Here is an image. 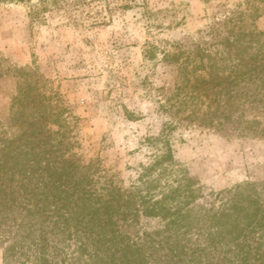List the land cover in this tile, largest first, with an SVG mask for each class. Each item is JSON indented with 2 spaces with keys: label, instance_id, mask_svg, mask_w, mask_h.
I'll return each mask as SVG.
<instances>
[{
  "label": "trees",
  "instance_id": "trees-1",
  "mask_svg": "<svg viewBox=\"0 0 264 264\" xmlns=\"http://www.w3.org/2000/svg\"><path fill=\"white\" fill-rule=\"evenodd\" d=\"M241 21L230 17L225 28L208 30L212 41L177 42L176 52L165 53L179 63V82L161 107L189 110L188 118L219 131L264 138V31L246 30ZM30 86L12 106L19 132L0 144L6 264H264V182L201 202L163 131L147 139L155 150L131 185H120L71 156L60 113L47 114L41 101L25 114ZM51 121L60 129L46 128ZM142 216L160 218L163 227L131 232Z\"/></svg>",
  "mask_w": 264,
  "mask_h": 264
},
{
  "label": "rangeland",
  "instance_id": "rangeland-1",
  "mask_svg": "<svg viewBox=\"0 0 264 264\" xmlns=\"http://www.w3.org/2000/svg\"><path fill=\"white\" fill-rule=\"evenodd\" d=\"M230 17L264 31V0H0V144L19 132L12 106L30 84L25 114L41 101L47 114L60 113L71 156L120 185H131L155 150L147 139L163 131L201 202L264 182L263 137L161 107L179 82V63L165 53L177 42L212 41L208 30L225 28ZM45 127L60 129L52 121ZM162 227L160 218L142 216L131 232Z\"/></svg>",
  "mask_w": 264,
  "mask_h": 264
}]
</instances>
